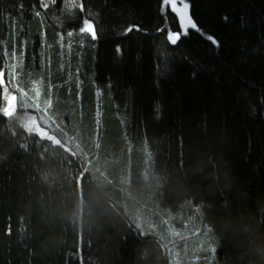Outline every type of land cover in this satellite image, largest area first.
<instances>
[{
  "label": "trees",
  "instance_id": "trees-1",
  "mask_svg": "<svg viewBox=\"0 0 264 264\" xmlns=\"http://www.w3.org/2000/svg\"><path fill=\"white\" fill-rule=\"evenodd\" d=\"M188 3L0 0V264H170L129 210L264 264V0Z\"/></svg>",
  "mask_w": 264,
  "mask_h": 264
},
{
  "label": "rangeland",
  "instance_id": "rangeland-1",
  "mask_svg": "<svg viewBox=\"0 0 264 264\" xmlns=\"http://www.w3.org/2000/svg\"><path fill=\"white\" fill-rule=\"evenodd\" d=\"M179 3V0H177ZM167 7L172 10L171 4ZM189 12V8H188ZM9 108L15 112V105L12 98L8 97ZM30 110L37 111L39 103L33 102ZM28 127H34L35 130L43 135L47 131L41 127H36L38 122L34 115L28 117ZM43 122V119H40ZM46 126V123L43 122ZM133 218L135 226L142 234L151 233L159 239L164 241V248L169 258L170 264H214V250L215 245L210 237L209 231L205 226H198V228H189V223L182 220L180 217L164 216L163 213L157 210H152L149 213V218L144 217L137 210H129Z\"/></svg>",
  "mask_w": 264,
  "mask_h": 264
},
{
  "label": "snow or ice",
  "instance_id": "snow-or-ice-1",
  "mask_svg": "<svg viewBox=\"0 0 264 264\" xmlns=\"http://www.w3.org/2000/svg\"><path fill=\"white\" fill-rule=\"evenodd\" d=\"M169 4H171L172 10L176 12L177 16L180 19V23H181V29L179 32L169 31L168 40L170 41V43H172L173 45L177 44L181 36H187L189 34L188 33L189 28L195 29L196 31H201L199 28H197V26L193 23L191 18L188 16V8L190 7L188 0H179V3H177V0H161L162 7H166ZM130 30L131 29H129V31ZM79 32L81 34H85V33L88 34L93 41L97 40V33H96L95 26L89 20L83 21L82 26L79 27ZM68 34L69 36H71L72 32L69 31ZM208 38L212 40L213 44L217 45V48L219 47L218 41H216L212 37H208ZM2 77H3V73L0 72V82L3 81Z\"/></svg>",
  "mask_w": 264,
  "mask_h": 264
},
{
  "label": "water",
  "instance_id": "water-1",
  "mask_svg": "<svg viewBox=\"0 0 264 264\" xmlns=\"http://www.w3.org/2000/svg\"><path fill=\"white\" fill-rule=\"evenodd\" d=\"M42 1H44V2H53L54 0H42ZM188 32H196V30L195 29H192V28H189L188 29ZM10 114L13 115L14 114V111L11 110V113Z\"/></svg>",
  "mask_w": 264,
  "mask_h": 264
}]
</instances>
